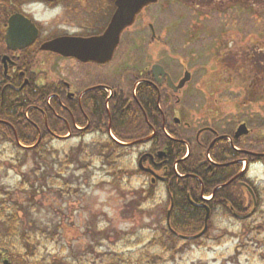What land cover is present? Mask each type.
Instances as JSON below:
<instances>
[{
	"label": "rangeland",
	"instance_id": "1",
	"mask_svg": "<svg viewBox=\"0 0 264 264\" xmlns=\"http://www.w3.org/2000/svg\"><path fill=\"white\" fill-rule=\"evenodd\" d=\"M238 1L161 0L127 31L113 64L101 71L110 74L115 67L138 77L159 63L176 81L184 77L185 70L191 72V83L177 98L181 104L176 107V118L191 123L194 132L217 123H225L233 133L242 124L251 130L244 138L247 142L240 143L250 153L261 154V160L248 153L243 156L254 157L247 177L261 194L255 217L244 221L215 218L203 241L169 239L164 196H146L150 182L138 172V158L146 146L123 152L114 146H93L90 139H79V134L47 140L46 151L38 158L19 150L0 133V237L5 236L9 221H17L18 233L30 230L35 235L31 252L39 261L54 264L85 252H101L98 255L108 260L117 251L125 258L143 251L180 252L179 264H264V0H245L250 6L245 14L237 12ZM84 6L86 35L94 33L92 29L102 32L107 28L112 3L84 0ZM149 25L160 44L151 42ZM40 26L49 31L55 22ZM241 49L253 54L256 50L254 74L246 70L237 75L245 58ZM68 68L73 70L56 64L53 74L60 76ZM250 98L257 103H247ZM213 116L222 120L215 122ZM194 132L185 137L192 144ZM101 148L105 153H99ZM107 157L112 158V165ZM0 246L13 254L26 251L15 237L1 241Z\"/></svg>",
	"mask_w": 264,
	"mask_h": 264
},
{
	"label": "flooded vegetation",
	"instance_id": "2",
	"mask_svg": "<svg viewBox=\"0 0 264 264\" xmlns=\"http://www.w3.org/2000/svg\"><path fill=\"white\" fill-rule=\"evenodd\" d=\"M23 2L24 0H0V130L6 122L7 101H12L11 103L19 108L22 106L21 99L27 88H31L35 84L47 83L52 91H59L61 94H52L51 108H54L55 104H59L62 113L78 114V122L73 120L72 123L80 132L79 139L82 141L90 139L92 141L90 144L93 146L113 144L116 147L120 146L119 143L130 144L129 139L132 137H142L137 140L139 143L135 144L146 146L144 152L140 154L138 162L144 156L143 167L148 170L144 175L150 182L146 189L147 194L152 193L155 197L161 194L165 199L164 205L168 209H176L181 213L180 215L185 212L189 219L182 222L181 225L185 227L199 225L203 228L205 218L209 213L208 231L203 238L187 242L184 241V236L180 234V231L173 238L176 237L185 243L203 241L208 236L210 224L215 218L225 220L231 217L238 221H244L258 214L262 203L261 194L247 177L249 166L253 161L249 163L248 160L235 157L236 153L245 156L244 153L249 152L244 146L247 142L244 140L245 137L236 138V132H230L225 123L203 125L194 132L191 123L186 122L184 118L177 119L176 107L181 104V100L177 98L185 89L175 94L168 87L167 78H159L156 81L152 73L155 64L138 77L130 74L127 69L116 70L115 67L109 72L110 74H105L102 73L101 68L110 67L117 52L111 63L98 65L82 63L75 58H65L53 52L42 51V46L45 43L56 39L98 37L105 32L106 28L102 32L100 29V31L92 29L94 33L88 35L84 33L86 29L83 18L84 0L47 2L53 6L63 3L66 9V14L60 22L67 27L58 28L55 23V27L49 31H43L40 24L22 12ZM15 15H23L31 20L39 30L37 39L25 49H19L23 44L22 37L19 35L17 36L18 40L12 43V47L18 49H11L7 45L9 21ZM70 29H74L76 32L71 33ZM238 34L240 35L239 32ZM241 36H244V33H241ZM122 39L123 35L121 42ZM159 40L158 37L156 41L152 42L160 44ZM56 64L72 66L73 70L68 68L65 74L54 75L53 70ZM164 69L175 84L181 81V79L176 81L169 70L165 67ZM250 69L248 68V70ZM75 70L78 73L82 70V73L74 74ZM186 72L187 70L184 71V74ZM73 81V84L70 83ZM135 88H137V96L140 89L146 93L153 91L156 94L157 111L153 110L149 117L148 113L141 108L146 120V131L151 130L149 136H145L144 133H141L142 131L139 133L138 129L133 127H125L121 123L119 125V122L115 121L113 117L114 107L121 117L126 116L128 120L133 112L135 100L133 91ZM60 97L63 98V102ZM218 102L220 101L218 100ZM218 102L216 100V104ZM224 103L221 101V104ZM103 106H105L108 116L106 122H102L100 117ZM209 110L213 112V109ZM60 117L57 114L55 118H51V123L56 124ZM213 119L215 122L222 120L221 117L218 119L216 116H213ZM47 126L48 124H46ZM134 130L137 131L136 134H133ZM192 132H194V144L185 138ZM241 141L244 143L243 145H241ZM179 146L185 147L186 151L182 159H176V151ZM253 154L255 153L253 152ZM244 161L248 163L242 168ZM184 163V167H190V172L181 175L179 170ZM153 179L156 181L154 184L152 183ZM172 183L174 186L171 185ZM159 185L163 186L160 192L157 191ZM14 237L21 243L22 234L14 235ZM24 246L26 248L24 253L17 252L12 255L10 249L6 252L0 251V264H4L6 261H9L10 264H54L53 262L39 261L37 255L33 256L31 246ZM99 253L101 252L81 253L71 256L69 261L61 264H179L178 258L182 256L180 252L149 253L143 251L125 258L126 255L123 252L117 251L112 252V258L103 260L98 255Z\"/></svg>",
	"mask_w": 264,
	"mask_h": 264
},
{
	"label": "trees",
	"instance_id": "3",
	"mask_svg": "<svg viewBox=\"0 0 264 264\" xmlns=\"http://www.w3.org/2000/svg\"><path fill=\"white\" fill-rule=\"evenodd\" d=\"M236 6H237L236 8L237 12L240 13L244 12V14H245L244 10L249 9L250 7L248 5V2H246L245 0H239ZM241 50L244 53L245 58L241 61L242 63L239 67V70L237 71L236 69L238 73L236 74L238 76H241V73L246 72V70L251 74L253 70L252 69L253 65H256L255 62H257L255 59L257 57L256 50H254L255 52L254 54L249 53V51L245 49H241ZM219 68H222V65H219ZM248 68L251 69L248 70ZM254 73L255 72L253 71L252 74ZM249 78H253V76L251 75L247 79L249 80ZM54 93L61 95L59 91H52V89H50V87L47 86H43V87L32 86L31 88H27L24 91V95L21 99L22 106L17 108L12 104L11 107L7 108L6 117H5L6 122L5 125L2 127V131L4 132V137L7 140L12 141L19 150L25 151L27 153L32 152L35 155V157L38 158H42V154L45 153L46 151L45 145L49 144L50 140L53 139L52 133L61 136H66L69 133L66 120L69 121V124L70 122H73V120H76V122H78L77 113L74 114L72 113L67 114V112L62 113L59 104H55L54 108L53 107L51 108V101L49 102V100L50 98H52V94ZM250 99L251 101L250 102L248 101L247 103H252V101L256 102L255 100H253L254 98H250ZM60 100L63 102L62 97H60ZM104 107L105 106L101 108V113H100L102 122L108 121V116L105 112ZM141 108L148 113L149 117L153 110L157 111L156 94L153 91H151L150 93L143 92L142 89L138 91V96L135 98L133 102V112H131L129 116L130 119L128 118V120L130 121L126 119V116L121 117L120 116L121 114L116 110V108L113 107L114 120L119 122V125L123 124L125 127L127 126L133 127L135 129H138L139 133L142 131L141 133H144L145 136H149L151 134V130L146 131L147 130L146 120L144 114H142ZM28 110H31L30 114H28ZM57 114H59L61 116L60 118L64 120V122L62 123L64 125H62V127L51 124V118H55ZM27 115H30L29 118H27ZM44 115L47 117L48 120L47 122L48 128H46ZM136 133L137 131L134 130L133 134ZM141 138H142L141 136L132 137L129 139V141L136 142ZM47 140H49V142H46ZM235 144H237V142H235ZM109 148L113 149L111 147ZM117 149L123 151L121 147H117ZM99 151H100L99 153L101 154V153H105L106 150L105 148H101ZM185 153H186L185 147L179 146V149H177L176 151V159H182ZM235 157H240L242 159L248 160L249 163H251V159H252L251 156L250 157L248 156L249 158L247 157L243 158V155L238 153H236ZM107 160L109 165L113 164L109 162L112 161V158L107 157ZM184 166L185 163L182 164L180 167L179 171L182 173L181 175H185L190 172L189 171L190 167L189 166L184 167ZM174 179L176 180V178ZM174 179H172V182H174ZM171 185L174 186L173 183ZM180 214L181 213L177 212L176 209L172 210L171 227L173 228V230L177 232L180 231L182 235L185 236H193L194 234L198 233L201 230L202 226L199 225H189L186 227L181 225L182 222L188 220L189 218L185 215V212H182V215ZM8 224H9L8 226L9 229L6 230L4 235L7 236L8 238H11L14 237V235L18 234V224L17 221L15 222L14 220L9 221ZM23 234L24 235H22V241H24L27 244L31 243V240L34 241L36 239L34 235L30 236L29 238L28 236H26L25 233ZM172 238L173 236L169 235V239ZM1 241L2 240H0V245H1Z\"/></svg>",
	"mask_w": 264,
	"mask_h": 264
},
{
	"label": "water",
	"instance_id": "4",
	"mask_svg": "<svg viewBox=\"0 0 264 264\" xmlns=\"http://www.w3.org/2000/svg\"><path fill=\"white\" fill-rule=\"evenodd\" d=\"M158 1L159 0H115L117 10L103 35L89 39H57L44 44L42 46V51L54 52L64 57H73L85 63L93 62L97 64H107L113 59L115 51L120 44L121 34L124 30L135 24L137 16L146 7L157 4ZM151 28L153 29L152 26ZM38 34L39 32L37 28L31 21L25 19L23 16L15 15L9 21L7 45L11 49H18L12 47V43L18 40L17 36L19 35L22 37L23 42L19 49H25L35 41ZM153 75L155 76L156 81H158L161 77L164 79L166 73L162 67L154 66ZM190 80L191 74L186 73L184 79H182L178 86H175L170 78H168V85L175 93H178L186 86L187 83H189ZM248 133L249 131L247 127L242 125L236 133V138L246 136ZM143 160L144 158L140 160L139 166L141 170L148 172L143 169ZM169 223L170 214L168 216V224Z\"/></svg>",
	"mask_w": 264,
	"mask_h": 264
},
{
	"label": "clouds",
	"instance_id": "5",
	"mask_svg": "<svg viewBox=\"0 0 264 264\" xmlns=\"http://www.w3.org/2000/svg\"><path fill=\"white\" fill-rule=\"evenodd\" d=\"M21 10L39 24L48 26L55 22L58 28L67 27V25L60 22L66 14L63 3H57L53 6L47 3L46 0H24Z\"/></svg>",
	"mask_w": 264,
	"mask_h": 264
}]
</instances>
